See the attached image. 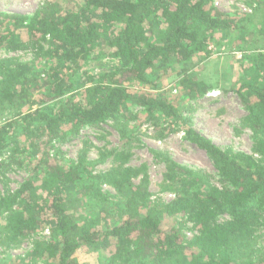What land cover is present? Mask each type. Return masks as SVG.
I'll list each match as a JSON object with an SVG mask.
<instances>
[{"label": "trees", "instance_id": "16d2710c", "mask_svg": "<svg viewBox=\"0 0 264 264\" xmlns=\"http://www.w3.org/2000/svg\"><path fill=\"white\" fill-rule=\"evenodd\" d=\"M252 17L223 13L214 0H43L31 15L0 13V50L31 53L28 62L0 57V177L34 164L17 189L0 194V243L52 224L49 239L33 243V258L15 264H75L80 250L99 252L103 264H264L246 253L254 233L264 231V17L251 28L243 22ZM234 31L262 44L243 55L232 88L253 154L185 131L220 186L156 154L173 199L151 202L146 185L132 181L136 170L119 162L122 152L97 175L85 153L72 164L56 160L57 144L87 126L112 121L124 135L126 122L143 124L140 116L180 120L178 108L153 91L175 75L187 100L205 95L209 86L195 69L212 55L208 43ZM106 59L109 66L95 74L90 66ZM103 185L118 200L107 199ZM185 225L194 231L189 239Z\"/></svg>", "mask_w": 264, "mask_h": 264}, {"label": "rangeland", "instance_id": "374dc122", "mask_svg": "<svg viewBox=\"0 0 264 264\" xmlns=\"http://www.w3.org/2000/svg\"><path fill=\"white\" fill-rule=\"evenodd\" d=\"M43 0H0V13H17L31 15ZM258 0H214V7L219 11L244 17L253 16L243 23L254 27L263 20L264 10H260ZM247 10L246 12L244 11ZM252 36L244 32H225L217 36L215 42L208 43L212 55L202 61L195 72L200 80L209 86L208 92L197 100H187L180 92L179 78L169 77L153 92L174 104L179 112L180 120H167L159 116L148 121L140 116L143 124L126 122L124 135H120L113 127L112 121L87 126L78 135L70 136L62 144H57L53 153L56 160L65 164L75 163L82 153L86 154L88 170L93 174H102L115 166L118 160L115 153L127 155L122 166L136 170L134 184L146 185L151 202L167 203L173 199L165 179L166 170L162 156L164 154L176 163L190 169L201 170L209 178L210 183L220 186L219 177L211 166L204 151L188 142L185 131L194 129L200 135L210 139L222 150L253 154L251 131L244 124L245 111L239 99L232 91L233 84L241 72V60L246 52L260 48L261 43L252 44ZM1 58H12L21 62L31 59L29 51L7 52L0 50ZM109 66L108 59L99 65L90 66L95 74L103 72ZM134 115L142 114L139 108L131 107ZM34 165V164H33ZM27 161L22 169L7 168L4 177H0V194L6 190H15L31 173L32 166ZM104 196L112 201L118 200L116 190L108 185L102 186ZM76 203V202H75ZM99 206V210L102 209ZM85 210V207L83 208ZM79 209L76 214H82ZM180 220V218L178 219ZM51 223L44 229L35 231L29 237L0 243V264H15L17 258H33L31 251L35 241H46L50 237ZM184 235L187 239L194 233L191 226L185 225ZM248 258L264 262V231L254 233L251 244L246 251ZM75 264H103L104 258L99 252L77 251L73 256ZM40 261V260H39Z\"/></svg>", "mask_w": 264, "mask_h": 264}, {"label": "built area", "instance_id": "2783aa9c", "mask_svg": "<svg viewBox=\"0 0 264 264\" xmlns=\"http://www.w3.org/2000/svg\"><path fill=\"white\" fill-rule=\"evenodd\" d=\"M244 11L246 12L247 10L244 9Z\"/></svg>", "mask_w": 264, "mask_h": 264}]
</instances>
